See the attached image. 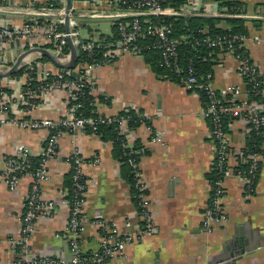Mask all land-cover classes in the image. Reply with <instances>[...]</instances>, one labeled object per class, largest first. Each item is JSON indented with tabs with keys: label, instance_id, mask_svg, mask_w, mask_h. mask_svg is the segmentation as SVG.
<instances>
[{
	"label": "crops",
	"instance_id": "1",
	"mask_svg": "<svg viewBox=\"0 0 264 264\" xmlns=\"http://www.w3.org/2000/svg\"><path fill=\"white\" fill-rule=\"evenodd\" d=\"M44 1L6 0L5 5L0 4V27H20L24 18L31 16L28 15L31 10L45 7ZM57 1V4L64 2ZM98 1L89 0V6ZM180 1L174 6L186 11V18H210L197 14L224 18L216 14L227 11L222 5L223 0ZM229 1L236 3L242 14L264 16V0ZM242 20L245 21L248 35L262 41L259 46L249 42L247 49L251 60L260 65L263 74L264 113V19ZM218 27L227 28L223 22ZM113 32L100 35L97 39L111 37ZM37 42L39 46L44 45L39 40ZM22 46L23 43H20L0 51L7 68L4 71L14 64ZM208 57L212 64L209 73L211 83L219 95L227 94L233 86L242 87L238 62L232 54L213 51L208 53ZM43 58L39 53L29 55V59L35 63L51 64L47 58ZM16 74L0 78V86L10 98L21 86L22 75ZM93 83V113L102 117H115L120 112L133 110L147 120L144 125L129 128L124 138L131 147L140 145L145 148L140 158V169L151 205L154 231L138 243L128 246L123 257L107 264H215L219 261L222 264H264V151L253 194L246 196L237 180L229 176L224 184L223 201L228 220L211 234H205L201 220L209 198L208 175L212 172L214 155L211 127L202 116L204 106L199 92L187 91L177 80L155 74L145 55L143 58L119 56L98 66L93 72ZM60 96L56 93L47 94L38 108L22 117H63ZM105 97L107 100L103 99ZM8 113L20 115L15 111L10 112V108ZM226 131L230 151L234 155L238 154L245 145L247 124L238 120L227 122ZM153 133L162 135L165 146L149 143ZM41 142V132L13 127L0 129V171L2 158L11 154L16 145L27 147L36 155ZM73 145L80 148L86 159L97 157L100 160L99 166L85 168L91 185L83 209V233L79 237L82 251L90 253L98 248L101 232L90 223L94 220H113L122 229L127 220L133 227L140 224L131 187L122 177V167L115 156L110 137L67 133L59 143L58 155L47 163L50 181L41 187L43 196L53 199L57 209L53 216L37 222L28 242L30 257H68L66 243L56 238L55 234L68 214V208L61 204L60 194L67 190L66 183L71 173L68 154ZM37 160L34 157V161ZM28 185L29 180L24 178L11 192L0 177V264H15V250L10 247V241L19 238V216L24 208ZM236 241L244 247V253L234 254L231 258L225 248L233 246Z\"/></svg>",
	"mask_w": 264,
	"mask_h": 264
},
{
	"label": "built area",
	"instance_id": "2",
	"mask_svg": "<svg viewBox=\"0 0 264 264\" xmlns=\"http://www.w3.org/2000/svg\"><path fill=\"white\" fill-rule=\"evenodd\" d=\"M6 1V0H0ZM51 6L45 2V7L31 10L20 27H0V51L10 47L15 40L23 43L20 54L32 48H41L50 52L56 60L67 65L70 52L67 38H70L76 49V63L72 70L57 68L54 64L35 63L25 57L20 65V89L12 98L8 97L0 86V129L5 127L18 128L23 131L41 132L42 142L36 155L22 145H16L11 154L2 158L0 171L1 180L7 189L14 192L18 183L26 178L29 180L28 190L24 198V208L19 216V238L10 241L16 255L15 264H107L124 256L128 246L138 243L145 235L154 231L151 205L147 199L146 186L140 169V161H131L134 174V204L140 224L132 226L126 221L123 229L113 220L99 219L90 222L101 232L98 248L90 253H84L80 246L79 237L83 233V209L86 194L91 185L87 179L85 168L100 165L99 158L86 159L80 148L73 145L68 160L71 167V187L61 192V204L68 208L66 221L55 234L67 245L68 257H30L28 242L35 231L37 222L53 216L56 203L42 194L41 187L50 181L47 163L54 160L59 152V143L67 133L82 135H98L103 125H113L116 133L123 136L129 130V122L144 125L147 120L137 114L135 118L128 117H88L82 111L79 102L94 91V70L119 56L144 57L145 52L157 56V67L176 76L178 84L185 90L200 89L205 105L202 116L208 120L211 130L213 151L212 172L219 175L209 183V198L202 213L201 228L205 234H211L216 228L228 220L223 209L225 198V181L232 176L242 186L246 196L254 192L255 183L260 172L264 146L250 150L245 145L238 154L229 149L226 123L235 120L247 124L248 134L264 139V113L262 104L263 74L260 65L253 62L248 53V43L259 46L260 39L245 36L223 34L212 37L203 29H198L196 35H186L176 38L171 21L186 18L183 9L176 8L169 0H105L94 3L87 9L75 8V0L68 15V32L63 29L64 7L57 8L52 0ZM57 1V2H56ZM43 6V5H42ZM57 8V13L49 10ZM78 10V11H77ZM213 17L210 14H197ZM224 18L264 19L261 15H245L231 7L224 14H216ZM108 21L114 28L111 37H100L92 40L81 39L79 23L89 24L95 21ZM94 21V22H93ZM43 42L39 46L37 41ZM41 40V41H40ZM194 48L205 47L208 50H218L230 53L238 62V72L243 85L229 88L227 94L219 95L211 83V75L197 74L192 58L183 62L180 46L187 43ZM241 50L240 53H236ZM99 57V58H97ZM4 57L0 53V71L6 70ZM78 74V79L71 77V72ZM60 94L59 97L64 116L55 119L28 118L26 114L38 108L47 94ZM93 97V96H92ZM107 100V98H103ZM94 101V97H93ZM16 114H9L8 109ZM126 140V139H125ZM152 145L165 146L162 135L153 133L149 139ZM124 148L131 147L123 143ZM262 152H261V151ZM136 151L135 154L144 152ZM237 155H243L241 164H247L245 170L239 169ZM34 157L38 160L34 161ZM1 243V240H0Z\"/></svg>",
	"mask_w": 264,
	"mask_h": 264
},
{
	"label": "trees",
	"instance_id": "3",
	"mask_svg": "<svg viewBox=\"0 0 264 264\" xmlns=\"http://www.w3.org/2000/svg\"><path fill=\"white\" fill-rule=\"evenodd\" d=\"M223 6L229 10V8L234 7L236 8V11L239 9L237 7V4L229 1V0H223ZM52 0H46V3L51 6ZM181 1L180 0H169V3L172 6H177ZM45 4V2H44ZM55 7L57 6V3H54ZM174 6V7H175ZM224 23L226 25V29L222 27H218L220 23ZM172 28L174 30V35L176 38H180L181 36H186V35H196V31L198 29H203L205 30L208 35L215 37L223 34H231V35H238V36H245L248 34L247 26L245 25V21L242 19H237V18H218V17H210V18H197V17H192V18H182L179 20H173L171 21ZM180 51L182 54V59L183 62H186L187 59L192 58L195 69L198 75L204 76L206 74H209L211 72V66L212 64L208 60V53L213 52V51H218V50H208L205 47H197L194 48L193 44H190L189 42L185 45L180 46ZM241 50H237L236 53H240ZM145 58L147 59V62L150 63L151 68L153 69L154 73L157 75H162V77L167 78V79H172L176 80L175 75H171L170 72L160 70L157 67V58L154 53H149L145 52L144 53ZM99 58V57H97ZM45 60V58H43ZM21 73L19 71L16 75ZM85 93V97L82 98L79 102L82 104V111L84 114L88 117H94V118H101L102 116H99L95 113H93V97L90 95H87L88 88L83 89ZM197 91L200 94V98L202 101L203 106L205 105L203 93L200 89H197ZM137 112L133 110H127L120 112L117 116L115 117H128L132 116L135 118L137 116ZM139 123H133V120H130L129 122V128L137 127L139 126ZM99 136L103 137L105 135H108L110 139L113 142L114 145V152L115 156L118 158L120 164H121V173L122 177L126 180V182L130 185L131 187V196L132 200L133 195L135 194L134 191V174H133V169L131 167L130 162L131 161H140V158L142 155L145 153L140 152L139 154H135L136 151H141L142 147L140 145H135L132 147L124 148L123 143H125V138L123 136H119L116 133L115 127L113 125H103L99 128L98 130ZM264 139L257 138L255 137L254 134L249 133L246 136V146L252 150L253 148H259L263 146ZM261 151V150H260ZM262 152V151H261ZM243 155H237V160H239V169L245 170L247 168V164H241V161L243 159ZM219 175L217 174L216 171L211 172L208 175V179L210 181L216 179ZM67 188L70 189L71 187V173L69 176V179L66 183Z\"/></svg>",
	"mask_w": 264,
	"mask_h": 264
},
{
	"label": "water",
	"instance_id": "4",
	"mask_svg": "<svg viewBox=\"0 0 264 264\" xmlns=\"http://www.w3.org/2000/svg\"><path fill=\"white\" fill-rule=\"evenodd\" d=\"M0 4L5 5L6 1H0ZM8 4L10 5L11 2H9ZM56 7L57 8L64 7L65 18H64V25L63 26H64V31L67 33L68 32V15H69L70 9L72 7V0H64V2L57 4ZM67 42H68V48H69V52H70V61L67 65L60 64L56 60V58L50 52H48L45 49L32 48V49L26 50V51L22 52L21 54H19L16 61L14 62V64L11 66V68L9 70L4 71V72L0 71V78H9L12 75L16 74L20 70V65H21L23 59L32 53L41 54L42 56L47 58L52 64H54L57 68L72 70L74 68L75 63H76V49H75L74 45L72 44V41L70 38H67ZM15 45L16 46L19 45L18 40H15V42L10 43V47H13ZM71 77L73 79L77 80L78 74L75 71H72ZM225 249L229 253V256L231 258H233L234 254L238 253V254L242 255L244 253V247L239 245V243L237 241H236V243H234L233 246H227ZM215 264H222V263L219 261V262H215Z\"/></svg>",
	"mask_w": 264,
	"mask_h": 264
},
{
	"label": "rangeland",
	"instance_id": "5",
	"mask_svg": "<svg viewBox=\"0 0 264 264\" xmlns=\"http://www.w3.org/2000/svg\"><path fill=\"white\" fill-rule=\"evenodd\" d=\"M75 1H76L75 8L78 10H82L84 8L87 9L90 7L89 6L90 4L88 2L89 0H75ZM104 1L105 0H99L98 3H103ZM49 11L52 13L58 12L57 8H52ZM77 30L79 31L81 39L91 38L92 40H96L100 35H107L113 32L114 28L108 21L102 20V21H95L94 23H89V24L79 23V28Z\"/></svg>",
	"mask_w": 264,
	"mask_h": 264
}]
</instances>
